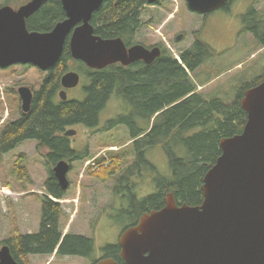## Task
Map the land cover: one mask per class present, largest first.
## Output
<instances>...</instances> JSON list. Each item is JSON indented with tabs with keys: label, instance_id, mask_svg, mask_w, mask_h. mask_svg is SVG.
I'll list each match as a JSON object with an SVG mask.
<instances>
[{
	"label": "trees",
	"instance_id": "obj_1",
	"mask_svg": "<svg viewBox=\"0 0 264 264\" xmlns=\"http://www.w3.org/2000/svg\"><path fill=\"white\" fill-rule=\"evenodd\" d=\"M58 1L49 0L27 27L37 31L51 29L63 17ZM137 1L116 0L115 3H111V0H107V4L93 14V19L100 24L96 32L105 38L119 37L125 43H129L133 32L141 27L138 9L143 2ZM253 32L264 47V32ZM210 52L205 43L197 41L191 49L181 55L182 62L187 64V70L175 58L168 57L163 63L164 68H159L157 65L155 69L139 72L134 76H131L128 70L116 65L101 71H91L81 62L75 61L79 64L74 67L77 72L84 79L90 78V83L85 88V100L56 103L55 92L60 87L61 76L67 70L66 61L71 60L69 49L64 46L59 62L50 71L41 89L35 93L30 112L0 133V156L28 140L37 143V150H48L44 156L49 169L44 184L47 195L42 201L39 231L36 234L18 235L11 241L3 242L9 246L15 261L18 262V254L23 256L51 254L58 246L62 235L59 227L61 205L49 197L63 199L66 192L60 189L51 167L60 160L71 164L72 161H81L88 157L87 153L79 154L70 149L67 139L62 138L60 133L67 127L78 124L88 128L97 127L99 112L112 96L123 100L125 104L135 99L134 103L138 111L143 109L149 112L148 119L155 112L161 111V113L156 118L155 126L149 136L135 140L133 143L132 147H136L132 151L135 159L130 167L125 171L123 168L119 169V159L122 156L125 158L126 152L111 157L107 166L102 157L100 166L103 169L95 176L104 178L123 170L118 183L123 182L131 172L139 173L144 168L146 162L141 147H151L158 143L163 145L171 167V178L159 186L154 195L136 200L132 193L126 192L130 199L133 197L135 200L132 202L133 220L127 228L135 225L142 215L163 208L168 194L173 195L177 205L198 206L202 203V180L221 154L220 140L239 135L244 128L247 115L240 106L244 92L264 80L263 75L254 77L248 82L241 81L235 88L234 99L229 103L218 97L204 98L197 92V85L188 72H194L197 67L193 63L196 61L198 64L203 63ZM125 114L126 111L123 115ZM129 119L134 121L133 117ZM111 124L126 125L131 140L144 132L140 127L136 129L130 125L125 117H120ZM177 144L183 148L180 155L173 150V146ZM23 164V156H21L15 165L19 177L26 176ZM119 193L118 190L117 194L120 195ZM92 245L93 242L89 238L69 234L63 238L57 254L86 257L92 252ZM119 252L118 245L107 246L103 258L124 264Z\"/></svg>",
	"mask_w": 264,
	"mask_h": 264
},
{
	"label": "rangeland",
	"instance_id": "obj_2",
	"mask_svg": "<svg viewBox=\"0 0 264 264\" xmlns=\"http://www.w3.org/2000/svg\"><path fill=\"white\" fill-rule=\"evenodd\" d=\"M26 1L13 0L10 6L15 8ZM2 2L0 0V5ZM141 21L136 41L146 46L166 42L174 58H179L180 51L189 48L195 37L209 47L211 52L206 60L194 72H188L197 85V92L206 99L218 97L229 103L234 99L235 88L241 81L248 82L264 75V47L258 36L247 30L257 22L264 25V0H233L226 12L215 11L205 19L191 13L184 0H161L159 6L142 12ZM178 33H183L184 38L176 42L174 36ZM76 65L79 66L75 61L67 60L66 71L77 72ZM44 77L45 73L30 66L0 69V131L20 117L17 88L26 86L39 91ZM85 85L83 78L76 89L69 91L68 98L84 101ZM114 97L99 113L97 128L87 129L81 125L66 128L77 132L76 136L68 139L70 148L79 154L87 153L88 157L71 163L67 174L69 188L64 199L59 201V227L62 234L69 232L90 238L93 247L89 256L93 259L103 256L107 246L117 245L119 236L133 220V197L141 200L152 196L171 178L170 161L165 150L151 147L144 153L147 163H144V168L139 173L131 172V176L135 172L129 178V182L133 183L130 185L132 199L126 195L122 187L124 181L118 183V178L134 163L135 156L128 129L105 130L108 121L118 120V112L126 111L123 102ZM149 124H152L151 120L141 127L146 128ZM173 150L178 155L183 152L179 144L174 145ZM47 152V149L37 150V143L28 140L0 156V248L5 241H11L18 235L36 234L39 230L41 206L46 194L44 184L49 172L44 159ZM125 152V158L122 156L119 159V169L123 170L104 178L95 176L103 169L100 166L101 157H104L107 166L111 157ZM21 156L26 169L25 177H19L15 171ZM123 194L125 196H121ZM54 256H25L22 261L24 264H85L77 257L59 259Z\"/></svg>",
	"mask_w": 264,
	"mask_h": 264
},
{
	"label": "water",
	"instance_id": "obj_3",
	"mask_svg": "<svg viewBox=\"0 0 264 264\" xmlns=\"http://www.w3.org/2000/svg\"><path fill=\"white\" fill-rule=\"evenodd\" d=\"M46 1L31 0L17 10L0 8V68L31 65L47 71L59 62L69 36L71 58L91 70L136 61L151 64L160 56L158 48L148 50L136 44L127 49L120 38L94 35L91 16L104 0H61L64 21L47 33L28 32L25 20ZM184 1L191 12L206 15L229 0ZM79 80L74 71L62 75L59 97L63 102L65 90L76 88ZM17 93L25 115L31 108L32 91L21 86ZM240 106L247 115L244 128L241 134L220 140L221 154L202 180V203L177 206L168 194L163 208L142 215L119 236L124 264H264V80L244 92ZM74 135L72 129L64 132L65 137ZM70 169L65 160L52 166L62 191L69 186ZM0 264H19L7 245L0 248ZM97 264L117 263L105 258Z\"/></svg>",
	"mask_w": 264,
	"mask_h": 264
},
{
	"label": "flooded vegetation",
	"instance_id": "obj_4",
	"mask_svg": "<svg viewBox=\"0 0 264 264\" xmlns=\"http://www.w3.org/2000/svg\"><path fill=\"white\" fill-rule=\"evenodd\" d=\"M31 0H28V1H26L25 3H21L18 7H15V8H13V7H11L10 5H11V3L13 2V0H3V2H2V4L0 5V8L1 7H5V6H8V7H11L13 10H17L18 8H20L21 6H23V5H25V4H27L28 2H30ZM48 1L49 0H47L46 2H44L43 4H42V6H41V8L37 11V12H35L33 15H31L30 17H28L26 20H25V25H26V28H27V30H28V32H39V33H47V32H50L53 28H54V26L57 24V23H59V22H62V21H64L65 20V18H66V15H65V12L63 11V9H62V5H61V0H59L58 1V3H59V5H60V9L62 10V12H63V17H62V19L60 20V21H58L51 29H47V30H45V31H37V30H33V29H30V28H28L27 27V24H29L31 21H34V19H35V17L38 15V13H39V11L48 3ZM115 1L116 0H111V3H115ZM138 1H140V3L141 2H143V4L141 5V7H140V9H138L139 10V12H140V24L142 23V21H141V14H142V12L143 11H145V9L146 8H149V7H156V6H159L160 5V3H161V0H158L156 3H154V4H148L147 3V0H138ZM137 1V2H138ZM231 1H233V0H229L228 1V3L223 7V8H221L220 10H218V11H223V12H226V10L228 9V5H229V3L231 2ZM140 3H139V5H140ZM107 4V0H104L103 1V3L101 4V6H100V8L102 7V6H105ZM185 5H186V3H185ZM100 8L97 10V11H99L100 10ZM186 8H187V5H186ZM188 9V8H187ZM189 10V9H188ZM96 11V12H97ZM190 11V10H189ZM96 12H94L93 14H95ZM191 12V11H190ZM252 12H254V10L252 9ZM191 13H193V12H191ZM213 13V12H212ZM92 14V16H91V20H90V24L92 25V27H93V29H94V35H96V36H98V37H100V38H102V39H111V38H105L103 35H100V34H98L97 32H96V30L100 27V24L97 22V21H95L94 19H93V15ZM197 15H199V14H197ZM207 15H209V14H206V15H200V17H202V19H205L206 18V16ZM163 22V24H162V27L163 28H165L164 26V21H162ZM243 22H245V20H243ZM78 25H80V24H78ZM244 26L246 27V24L244 23ZM141 27H142V25H141ZM141 27L137 30V31H135V32H133V34H132V39H131V41L129 42V43H125L121 38V40L124 42V44H125V46H126V48L127 49H129L130 47H132V46H134V45H136V44H139V45H142V46H144L146 49H148V50H151V49H153V48H158L159 50H160V56L157 58V59H155L151 64H146V63H144L143 61H136V62H134V63H132V64H130V65H128V66H122L121 64H119V63H117V64H114V65H116V66H119V67H122V68H124L125 70H128V72L131 74V76H134L135 74H139V72H145V71H147V70H149V69H155V68H157V65H158V67L159 68H164V64L163 63H165L166 62V60H167V58L168 57H172V58H174V56L170 53V48H168V46H166V42L164 43L163 41H161V43H157V44H153V45H145V44H143V43H141V42H137L136 41V36H137V34L139 33V31H140V29H141ZM261 28H264V25L263 24H259V22H257V24H255L252 28H247V30L250 32V33H252V35H256L253 31H261ZM217 30H219L218 29V27H217ZM263 32H264V29H263ZM181 37L180 39H183L184 38V34L183 33H178V34H175V36H174V40L176 41V42H178L177 41V37ZM257 36V35H256ZM70 37V36H69ZM69 37H67V39H66V42H65V44H64V46L65 47H67L68 48V39H69ZM119 38V37H118ZM180 41V40H179ZM197 41H200V40H198V38L197 37H195L194 38V41L192 42V44H191V46L189 47V48H187V49H185V50H183V51H180V55H179V60H180V62L178 61V63H180V65L182 66V67H184L186 70H187V64H185V63H183L182 62V60H181V55L183 54V53H185L187 50H189V49H191L192 47H193V45L197 42ZM71 57V56H70ZM176 59V58H175ZM71 61H73L74 62V60L71 58ZM77 62V61H76ZM83 64V63H82ZM202 63H197V61H196V63H193V65L195 66V67H199L200 65H201ZM84 65V64H83ZM13 66H16V65H13ZM19 66H30V67H33V68H35V69H37L36 67H34V66H31V65H19ZM10 67H12V66H10ZM10 67H8V68H10ZM86 67V66H85ZM54 67H52L51 69H49V70H47V71H41V72H43V73H45V77H44V80L42 81V84H41V86H40V89H41V87H42V85H43V82L45 81V79L47 78V76H48V74L50 73V71L53 69ZM0 69H7V68H0ZM38 70V69H37ZM89 70H91V69H89ZM40 71V70H39ZM91 71H98V70H91ZM101 71V70H100ZM66 72H68V71H66ZM65 72V73H66ZM65 73H63V74H65ZM78 75H79V77H80V80H79V85H80V83H81V81H82V79L84 78L82 75H80L78 72H76ZM62 77V76H61ZM61 79V78H60ZM85 81H86V85L84 86V91H85V88L88 86V84L90 83V78H85ZM78 85V86H79ZM77 86V87H78ZM76 87V88H77ZM76 88H74V89H76ZM30 89H31V91H32V94H33V98H34V95H35V93L36 92H38V91H34L31 87H30ZM39 89V90H40ZM17 90H18V88H17ZM17 90H16V94L18 95V93H17ZM63 90V88L61 87V85H60V87H59V89L55 92V97H54V101L56 102V103H65V102H68V101H72V100H70L69 98H68V93H69V91L70 90H65V92H66V95H67V100L65 101V102H63L61 99H60V97H59V93L61 92ZM72 90V89H71ZM85 95H86V92H85ZM33 98H32V101H33ZM116 100H118V101H120V102H123V100H121V99H119L118 97H114ZM18 100H19V96H18ZM85 100V99H84ZM131 103H127L126 102V104L125 103H123V104H125V106H126V114L125 115H122V114H124V112H118L119 114H118V116H120V117H125L126 119H128V121L130 122V125H132V126H134V127H136V129H139V127L142 129V130H144V132L142 133V134H140V135H138L135 139H133V140H131L130 139V137H129V139H130V144L133 146V143L135 142V140H139V139H143L144 137H146V136H149V133L151 132V130H152V128L155 126L154 125V123H155V121H156V119L155 118H157L159 115H160V113H161V111H158V112H155L149 119L147 118L150 114H149V112H147L146 110H141V111H138L137 110V108H136V106H135V103L134 102H136V100L135 99H131V101H130ZM31 105H32V102H31ZM106 105H107V103L104 105V108L106 107ZM103 108V109H104ZM31 109V108H30ZM102 109V110H103ZM30 112V111H29ZM28 112V113H29ZM27 113V114H28ZM100 113V112H99ZM19 114H20V117H19V119H17L16 121H18V120H20L22 117H25L27 114H25V115H23V113H22V110H21V105H20V100H19ZM119 117V118H120ZM130 117H133L134 118V121L132 120V119H129ZM121 120H123V119H121ZM152 121V124H149V126L148 127H146V128H144V126L143 127H141V125H145V123H149V121ZM16 121H14V122H12V123H15ZM115 121H117V119L116 120H110V121H108V125L105 127V130L107 131V129L106 128H118V127H124V128H126V129H128L127 127H126V125H116V126H113L111 123L112 122H115ZM99 122H100V120H98V123H97V127H98V125H99ZM12 123H10L8 126H10ZM78 125H81V126H83V127H85V128H87V129H90V128H88L87 126H85V125H83V124H78ZM78 125H75V126H78ZM8 126H6L2 131H0V133L1 132H3ZM97 127H95V128H97ZM67 128H69V127H67ZM68 130V129H67ZM66 131V129L63 131V132H61L60 133V136L62 137V138H65V139H67V142H68V146H69V148H70V145H69V138L70 137H65L64 136V132ZM128 131V130H127ZM76 134H77V132H76ZM128 135H129V132H128ZM74 136H76V135H74ZM74 136H72V137H74ZM151 147H162L163 148V145L161 144V143H158L157 145H154V146H151ZM151 147H149V146H143V147H141V151H144V153L146 152V151H148ZM134 148H136V147H132V151H133V149ZM71 149V148H70ZM144 155V154H143ZM70 164V163H69ZM71 167V166H70ZM52 168V167H51ZM138 175H140V174H138ZM132 176H133V174H132ZM131 176V173L129 174V176H127V178L124 180V185H123V187L125 188V191L126 192H130V193H132V190H131V187H130V185L131 184H133L131 181L129 182V180H131V179H129V178H131L132 177ZM68 188H69V186H68ZM68 188H67V190H68ZM66 190V191H67ZM65 191V192H66ZM52 198V197H51ZM52 199H54V198H52ZM64 199V198H63ZM54 200H56V202L57 203H59V201L60 200H62V199H54ZM53 201V200H52ZM60 204V203H59ZM176 205H177V203H176ZM177 206H180V205H177ZM133 226H135V225H133ZM130 228V227H129ZM128 229V228H127ZM61 230V229H60ZM126 230V229H125ZM39 231V230H38ZM61 232H62V230H61ZM70 233L69 232H67V233H65V234H62L61 235V239H60V242H59V244H58V246L53 250V252L51 253V254H44V255H38V256H50V255H52V254H54L55 256L53 257V258H64V257H72V256H69V255H64V256H59L58 254H57V252H58V248H59V246H60V244H61V242H62V240H63V238L65 237V236H68ZM71 235H73V236H77V237H85V236H82V235H75V234H71ZM85 238H87V237H85ZM90 239V238H89ZM4 245H6V244H4ZM8 246V245H7ZM91 254V253H90ZM27 256H37V255H31V254H29V255H27ZM22 257H25V256H23V255H20V254H18V256H17V258H18V263H20V264H24L23 263V261H22ZM73 257H77V258H80V259H82V260H84L85 261V264H97L98 263V261H100V260H102V259H105V258H103V256H101V257H99V258H97V259H93V258H90V256H83V255H80V256H73Z\"/></svg>",
	"mask_w": 264,
	"mask_h": 264
},
{
	"label": "built area",
	"instance_id": "obj_5",
	"mask_svg": "<svg viewBox=\"0 0 264 264\" xmlns=\"http://www.w3.org/2000/svg\"><path fill=\"white\" fill-rule=\"evenodd\" d=\"M89 164V163H88ZM95 164L93 163L92 166H94Z\"/></svg>",
	"mask_w": 264,
	"mask_h": 264
},
{
	"label": "bare ground",
	"instance_id": "obj_6",
	"mask_svg": "<svg viewBox=\"0 0 264 264\" xmlns=\"http://www.w3.org/2000/svg\"><path fill=\"white\" fill-rule=\"evenodd\" d=\"M154 137V136H153Z\"/></svg>",
	"mask_w": 264,
	"mask_h": 264
}]
</instances>
